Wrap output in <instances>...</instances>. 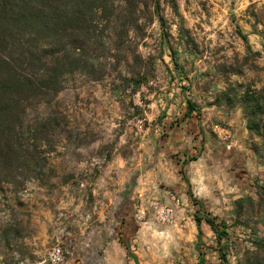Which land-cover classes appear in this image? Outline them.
<instances>
[{
  "label": "rangeland",
  "instance_id": "374dc122",
  "mask_svg": "<svg viewBox=\"0 0 264 264\" xmlns=\"http://www.w3.org/2000/svg\"><path fill=\"white\" fill-rule=\"evenodd\" d=\"M93 25L63 89L24 116L25 137L50 112L61 125L46 168L17 162V182L0 178V264H50L54 245L64 264H220L215 234L196 220L206 216L226 230L229 264H264V111L245 113L248 98L264 92V0H109ZM214 82L224 104L252 122L251 171L217 169L193 155L177 170L160 160V148L137 145L147 105L183 87L177 107L186 109ZM108 189L126 219L113 212L108 223L91 224L85 217ZM44 197L59 204L50 221L40 210Z\"/></svg>",
  "mask_w": 264,
  "mask_h": 264
},
{
  "label": "trees",
  "instance_id": "16d2710c",
  "mask_svg": "<svg viewBox=\"0 0 264 264\" xmlns=\"http://www.w3.org/2000/svg\"><path fill=\"white\" fill-rule=\"evenodd\" d=\"M109 0H0V178L15 183L21 162L28 171L49 165L55 152L60 115L36 117L27 137L20 131L28 111L38 112L63 89L62 79L78 69V52L84 50L94 29L95 16ZM26 65V66H25ZM23 69V70H22ZM30 69L31 73H24ZM249 97L245 113L264 111V95ZM248 96V94H247ZM187 102V113L194 110ZM249 130H253L249 120ZM40 159V160H39ZM25 181L32 177L23 178ZM19 182V181H18ZM239 199L237 203H240ZM204 220L215 234L221 263L229 264L226 230L212 217Z\"/></svg>",
  "mask_w": 264,
  "mask_h": 264
},
{
  "label": "crops",
  "instance_id": "0c3cea01",
  "mask_svg": "<svg viewBox=\"0 0 264 264\" xmlns=\"http://www.w3.org/2000/svg\"><path fill=\"white\" fill-rule=\"evenodd\" d=\"M182 84L184 85V82ZM221 88L216 82L208 84L202 92L203 98L191 102L195 109L188 116L187 108L177 107L183 87L173 90L165 100L160 99L150 106L147 105L152 108L144 112L148 126L136 133V136H139L137 145L143 148L149 145L160 148V160L166 162L168 158L177 170L189 155H193L196 156L195 161L199 163L210 160L209 164H213L217 169L218 164L229 163L231 167L239 166L242 174L251 171L250 168H254L258 163V155L252 147L247 122L240 108H229L224 104L219 94ZM195 103H199V106H195ZM227 130L232 136L230 149L226 148L229 141L225 142L221 137ZM173 155H176L174 156L176 160ZM139 157L143 162L151 161L148 154L141 153ZM160 160L157 161L158 164H161ZM244 165L249 167L248 170H243ZM161 169L162 164L159 165V172ZM228 171L235 173L234 169ZM112 191L106 190L105 200L97 201L89 211L90 215H86V220L92 216L91 224L98 221L108 223L113 212L118 220L126 219L124 207H112L111 199L114 195ZM39 206L41 213L44 214V220L50 221L52 208H57L59 204L56 202L49 205L48 198L44 197L41 198ZM83 216L80 215V218Z\"/></svg>",
  "mask_w": 264,
  "mask_h": 264
},
{
  "label": "built area",
  "instance_id": "2783aa9c",
  "mask_svg": "<svg viewBox=\"0 0 264 264\" xmlns=\"http://www.w3.org/2000/svg\"><path fill=\"white\" fill-rule=\"evenodd\" d=\"M140 123H143V120L140 121ZM223 140L225 142L229 141V144H227L226 148L230 149V139L232 138L231 132L227 130V132L223 135H221ZM165 218L169 216V212L167 210H163ZM145 212L142 206H138L137 208V217L139 219L144 218ZM65 251L62 249L60 245H54L47 253V260L50 261V264H64L65 263Z\"/></svg>",
  "mask_w": 264,
  "mask_h": 264
}]
</instances>
